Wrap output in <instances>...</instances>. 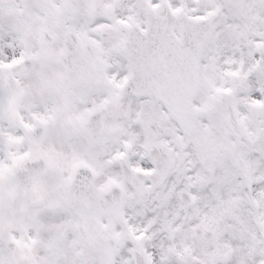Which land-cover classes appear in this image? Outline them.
Segmentation results:
<instances>
[{"label": "snow or ice", "instance_id": "6c2138e0", "mask_svg": "<svg viewBox=\"0 0 264 264\" xmlns=\"http://www.w3.org/2000/svg\"><path fill=\"white\" fill-rule=\"evenodd\" d=\"M0 264H264V0H0Z\"/></svg>", "mask_w": 264, "mask_h": 264}]
</instances>
